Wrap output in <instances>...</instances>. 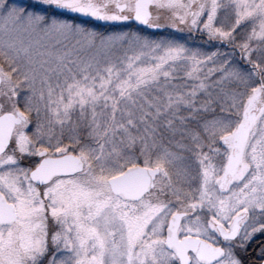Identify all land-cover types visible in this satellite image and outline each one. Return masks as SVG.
<instances>
[{
    "label": "snow or ice",
    "instance_id": "snow-or-ice-1",
    "mask_svg": "<svg viewBox=\"0 0 264 264\" xmlns=\"http://www.w3.org/2000/svg\"><path fill=\"white\" fill-rule=\"evenodd\" d=\"M0 264H264V0H0Z\"/></svg>",
    "mask_w": 264,
    "mask_h": 264
}]
</instances>
